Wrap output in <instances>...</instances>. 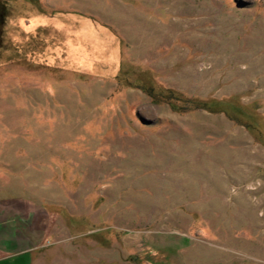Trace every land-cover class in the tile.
<instances>
[{"label":"rangeland","instance_id":"rangeland-1","mask_svg":"<svg viewBox=\"0 0 264 264\" xmlns=\"http://www.w3.org/2000/svg\"><path fill=\"white\" fill-rule=\"evenodd\" d=\"M1 43L31 264H264V0H9Z\"/></svg>","mask_w":264,"mask_h":264},{"label":"crops","instance_id":"crops-1","mask_svg":"<svg viewBox=\"0 0 264 264\" xmlns=\"http://www.w3.org/2000/svg\"><path fill=\"white\" fill-rule=\"evenodd\" d=\"M24 226L25 227H20L17 223L7 222L5 226H2L4 229L0 230V250L1 248H6L12 249L13 251H22L23 253L21 255L26 256V258L20 259L19 262H16L17 259H15V257L18 258L17 256L9 257V259L6 260L9 263L14 260L15 264H31L32 257L28 250L33 247L35 242V229L38 227L30 226L29 224H25ZM25 243L28 244L24 246Z\"/></svg>","mask_w":264,"mask_h":264},{"label":"flooded vegetation","instance_id":"flooded-vegetation-1","mask_svg":"<svg viewBox=\"0 0 264 264\" xmlns=\"http://www.w3.org/2000/svg\"><path fill=\"white\" fill-rule=\"evenodd\" d=\"M9 16V0H0V47L3 38V27Z\"/></svg>","mask_w":264,"mask_h":264},{"label":"bare ground","instance_id":"bare-ground-1","mask_svg":"<svg viewBox=\"0 0 264 264\" xmlns=\"http://www.w3.org/2000/svg\"><path fill=\"white\" fill-rule=\"evenodd\" d=\"M207 9H208V7H207ZM219 17V16H218Z\"/></svg>","mask_w":264,"mask_h":264}]
</instances>
